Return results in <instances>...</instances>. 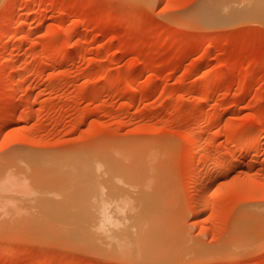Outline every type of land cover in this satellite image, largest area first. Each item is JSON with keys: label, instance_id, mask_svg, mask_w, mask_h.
<instances>
[{"label": "rangeland", "instance_id": "1", "mask_svg": "<svg viewBox=\"0 0 264 264\" xmlns=\"http://www.w3.org/2000/svg\"><path fill=\"white\" fill-rule=\"evenodd\" d=\"M207 2L0 0V127L18 107L0 128V179L13 164L48 188L126 186L129 217L164 222L180 241L168 264H264V19H199ZM117 153L127 183L106 178ZM67 193L47 204L92 201ZM39 235L0 232V264H136Z\"/></svg>", "mask_w": 264, "mask_h": 264}, {"label": "bare ground", "instance_id": "2", "mask_svg": "<svg viewBox=\"0 0 264 264\" xmlns=\"http://www.w3.org/2000/svg\"><path fill=\"white\" fill-rule=\"evenodd\" d=\"M205 5L206 6L201 8L198 12V17H199V19H202V20L214 19L213 22L224 23L226 21L240 20V19H243L246 17L249 18V17H254V16H258V17H261L264 19V0H213V1L208 0V2ZM32 14H34V13H32ZM30 16H31V14H30ZM24 25L25 24H23L22 26H24ZM2 26H4V24ZM2 28H5V26L1 27V29ZM71 35H72L71 31L65 32V36L69 37ZM7 61L8 60L4 61L2 64H0V66L5 68L9 62V61L8 62ZM4 64H6V65H4ZM3 68H0V69H2V70H0L1 71L0 77H1V79H3L1 81L8 79V78L6 79L7 73H5V69H3ZM20 68H19V70H20ZM6 70H8L7 67H6ZM20 71H22V70H20ZM19 76H21V75H19ZM12 86L14 87V85H12ZM9 89H10V86H9ZM9 89H7V90H9ZM13 89L16 90L17 88L16 89L13 88ZM14 105H16V107ZM14 105H13L14 107H12V109H14V108L15 109H14V112H12L13 113L12 116H10V118L7 119L6 122L0 127L1 129H3L9 125L14 124L16 119H18L16 117L17 115L15 116V114L18 110L17 109L18 107H17V104L14 103ZM187 136L191 140H194V141L196 140V137L192 131H189ZM202 138H201V140L199 139L200 140L199 143H196L198 145V146L196 145L195 148H197V149L194 152V154H196V156L198 155V153L200 154V152L202 150H204L203 148L205 146V143L207 142V141L205 142V140ZM256 138H257V134H256ZM196 141H198V139ZM117 147L119 148V146H117ZM149 147H151V146H149ZM120 148H123V147L121 146ZM121 150H123V149H121ZM146 150H147V148H146ZM109 151L110 150H107L106 153ZM141 151H140V153H141ZM13 152H15V151H13ZM97 152H99V150L96 151L95 154H98ZM22 153H23V151H22ZM104 153H105V149H104ZM10 154H12V152ZM117 154L118 155L112 154L113 155L112 159L115 160V158H113L114 156H117L116 157L117 159L118 158L122 159V157L125 156L122 153H117ZM25 155L27 157L31 156V155H28V153ZM143 155H144V153H143ZM151 155H153V153ZM8 156H10V155H7L6 158H8ZM20 156H21V153L19 151L18 153L16 152V153L12 154V156L9 158L15 160V158L20 157ZM156 159L154 158V160H152V162H149L150 160H147V162L149 164H152V163L154 164L156 162ZM18 160H20V159H18ZM18 160H16V161H18ZM5 162H7V161H5ZM12 162H14V161H12ZM142 162H144V161H142ZM97 164H96V168L98 169ZM131 164H134V163H131ZM147 165L145 164V166H147ZM5 167L7 169H9V173L7 175H5L3 180L0 179V232H12L14 230H16V232H17V230L37 231L41 234V235H39V238L42 240H50V241L53 240V241H55L54 244L56 243V241L59 243H62V244H69L72 246H76L78 249H79V247H81V248H84V249L89 250L91 252H94L98 255L121 258L123 260L133 262L136 264H168L173 259H175V257H177L181 251V249H180L181 243L178 239L172 238V236H171L172 234L170 233V229L168 228V224H166L164 222H160V221H154V220L149 221V220L131 219L130 218L131 216L129 217L128 212L131 213L132 211H130L131 208L129 207L130 205H129L128 201H131V198L126 193H124V191H126L125 190L126 186L123 187L124 188L123 192L119 191L123 188H119V190H117V189H115L116 187L114 188L113 184H112V187L109 184L110 185L108 188L109 190H106L103 187V185L100 183L102 181L101 178L98 179V180H101L100 182L94 180V178H93V181L90 182V186L87 185V181L85 180V182H86L85 184L88 187L85 185H84L85 187H82L83 186L82 185L81 186L82 188L81 187L77 188L78 185H75L76 182L74 184H72V182H71V185L70 184H66V185L64 184V185H61L60 187H57V188H53V187L48 188L47 186L41 185L42 183L37 178H34V177L31 178L28 176L17 175L15 172L21 171V168H20V170L16 171L17 170L16 168L20 167L18 165L14 166L12 164L8 167L5 165ZM107 167H108V169L106 172H108V175H109V176L107 175V177L105 176L107 179L109 177V180L112 181L113 183H115V182L127 183V181H124V180H125L126 173L129 172V170H131L130 167L128 168L123 162L120 163L119 161H116V163L108 164ZM217 167L219 168L220 166L218 165ZM232 167H234V166H232ZM13 169H16V170H13ZM103 169L105 171L104 167H103ZM149 169H152V168L149 167ZM152 170H156V169L153 168ZM157 171H155V172L152 171V173L156 174ZM0 173H1V171H0ZM23 173H24V171H23ZM30 174H32V173H30ZM99 174L102 175V173L98 172L97 175H99ZM101 175H100V177H102ZM90 176H91V174H89L88 177H90ZM156 176H157V174H156ZM75 177H77V179H78V176H74L73 178H75ZM152 177L150 179H152ZM130 178H131V176H130ZM199 178H202V177H199ZM208 178H209V176L207 177V179ZM143 180H144V178H143ZM202 180H204V179H202ZM213 180L214 179L212 177V178H209L206 181V183H205V181H203L205 183V185L202 188V195H203L202 198L205 197V195L209 191L210 187L215 182V180L214 181ZM78 181H77V184H80ZM146 181H147V179H146ZM65 183H70V182L66 180ZM105 185H107V184H105ZM123 185H124V183H123ZM152 185L153 184H151V187H153ZM140 187H142V185H140ZM128 188H129V190H128V192H129L130 187H127V189ZM145 189H146V187H145ZM150 189H152V188H150ZM87 190L89 192H91L92 201L90 204H84V205L80 204V206H79L77 204L75 205V203H74L73 206H70V205L67 206L65 204L66 202H64V201H66L65 198H63L62 201H60V200L57 201V204L55 203L56 201L52 202V204H50V203L47 204L48 199L51 202V199L49 197L52 194H54L56 197L57 196L61 197V196L66 195L67 192H70V193H74L75 196H77L78 193H80L82 191H87ZM132 190H134V189L132 188ZM135 190H136V188H135ZM142 190L143 189H141V191ZM155 190H156V188H155ZM147 191H149V190H147ZM136 194L138 195V193H136ZM146 194L147 193L145 190V195ZM67 195H68V193H67ZM75 196H74V198H78ZM83 196H81V197H83ZM84 197L86 198V196H84ZM69 199H68V201H69ZM135 199H138V198H135ZM139 199H140V197H139ZM156 199H158V198H156ZM142 200H144V199L142 198ZM203 200L204 201H202V202L205 204V199H203ZM78 201L79 200L74 201V202L78 203ZM28 202H31V203H29V204H31V207L26 205V204H28ZM32 202H35L36 204L32 205ZM54 203H55V205H53ZM69 203H70V201H69ZM79 203H80V201H79ZM204 204H203V206H205ZM138 207H140V206H138ZM202 210H204V209H202ZM202 210H200V211L205 212L206 208L204 211H202ZM139 213H140V211H139ZM30 214L38 215L41 217L42 216H44V217L50 216L53 219H48V218L47 219H43V218L41 219L40 217H38L40 219L36 218L34 220H26V221H23L20 219L21 217H24L26 219L27 218L31 219L28 217ZM25 216H27V217H25ZM150 218H152V217L150 216ZM153 219H157V218L153 217ZM242 229H245V228L242 227ZM243 231H245V230H243ZM176 233L177 232L175 230V234ZM255 233H256V231H255ZM176 236H177V234H176ZM263 237L264 236H262V238ZM259 239H260V237H259ZM251 240H255V239H251ZM256 240H258V239H256ZM81 250H83V249H81Z\"/></svg>", "mask_w": 264, "mask_h": 264}]
</instances>
